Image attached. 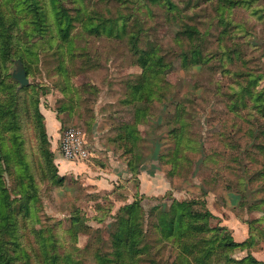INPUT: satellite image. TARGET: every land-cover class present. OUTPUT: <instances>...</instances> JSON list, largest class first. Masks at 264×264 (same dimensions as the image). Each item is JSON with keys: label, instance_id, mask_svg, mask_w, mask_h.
Returning <instances> with one entry per match:
<instances>
[{"label": "rangeland", "instance_id": "rangeland-1", "mask_svg": "<svg viewBox=\"0 0 264 264\" xmlns=\"http://www.w3.org/2000/svg\"><path fill=\"white\" fill-rule=\"evenodd\" d=\"M135 200L138 264H198L169 211L209 264H264V0H0V264H118Z\"/></svg>", "mask_w": 264, "mask_h": 264}, {"label": "trees", "instance_id": "trees-1", "mask_svg": "<svg viewBox=\"0 0 264 264\" xmlns=\"http://www.w3.org/2000/svg\"><path fill=\"white\" fill-rule=\"evenodd\" d=\"M26 68V66H24ZM27 71V68H26ZM28 75V72H27ZM45 130L46 133L48 134L47 128H46V124H45ZM64 175H60V179H63ZM189 202H178V207H185ZM141 208H142V204L139 202V200H135L133 202L130 203H126L120 210L119 214H118V232L114 234L115 239L117 241H120L122 244H117V242L114 241L112 242V245L114 246V251L112 253V256H107V257H103L106 261H113V262H118V264H138V259H135L133 257V254L131 255L132 252H136L138 250H140L141 248H146L147 246H142L140 248H138V245L141 243V239H140V234H141V230L139 228H137L136 224H135V219L136 216H138L141 213ZM177 211H169L167 212L164 217L162 218V220L166 223H168V225L166 226V228L164 229V233L165 232H169L167 233L169 237V235L175 234L176 235V239L179 242V246H177V250L179 253H181L182 256V260L191 258L198 264H209L207 260H210L212 257H210V251L208 249H204V245L203 242L204 240L202 239H198L192 243H188L185 238H187V235H192L193 233H195L194 230H190L191 228L195 227L197 228L194 224H192L191 222L188 223L187 226L181 227L180 230L177 233H173L174 232V225L172 224L171 226L169 225V223L171 221L174 220V216H172V214L176 213ZM124 222V226L122 225ZM192 233V234H191ZM173 243H175V241H172ZM190 244V245H189ZM122 245L123 250L127 249V252L130 253L127 255V257L123 256L122 254L118 255V251H117V246ZM225 245V244H224ZM135 247V248H134ZM102 259V257L100 255H98V259ZM151 261V262H156L154 259L151 258H146L145 261ZM181 260V261H182ZM253 261H256L254 258H252ZM70 262V259L65 260V264H68ZM173 264H182L179 261L174 260L172 262Z\"/></svg>", "mask_w": 264, "mask_h": 264}, {"label": "built area", "instance_id": "built-area-1", "mask_svg": "<svg viewBox=\"0 0 264 264\" xmlns=\"http://www.w3.org/2000/svg\"><path fill=\"white\" fill-rule=\"evenodd\" d=\"M60 147L63 156L67 159L77 161L88 157L85 136L81 129L67 128L61 136Z\"/></svg>", "mask_w": 264, "mask_h": 264}, {"label": "crops", "instance_id": "crops-1", "mask_svg": "<svg viewBox=\"0 0 264 264\" xmlns=\"http://www.w3.org/2000/svg\"><path fill=\"white\" fill-rule=\"evenodd\" d=\"M47 119H48L47 121L48 132L55 137V140H57L58 138L60 139L61 138V133L59 131L60 121L58 120L56 114L52 112V114H50V117H47ZM62 161L63 158L62 160H60V162ZM114 174H116V177L119 176L118 175L119 173H114Z\"/></svg>", "mask_w": 264, "mask_h": 264}, {"label": "water", "instance_id": "water-1", "mask_svg": "<svg viewBox=\"0 0 264 264\" xmlns=\"http://www.w3.org/2000/svg\"><path fill=\"white\" fill-rule=\"evenodd\" d=\"M13 77L17 79L21 83L22 86L27 85L30 82L29 77L27 75L26 68L24 66L14 71Z\"/></svg>", "mask_w": 264, "mask_h": 264}]
</instances>
